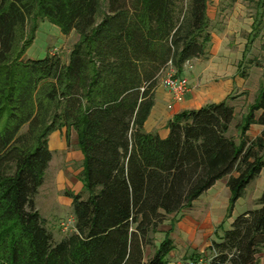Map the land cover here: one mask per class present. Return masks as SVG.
<instances>
[{"label":"trees","instance_id":"1","mask_svg":"<svg viewBox=\"0 0 264 264\" xmlns=\"http://www.w3.org/2000/svg\"><path fill=\"white\" fill-rule=\"evenodd\" d=\"M209 3L0 0V264H172L173 227L145 259L151 235L225 177L232 216L264 169V129L247 135L264 125V83L237 125L239 143L229 135L235 96L175 114L166 138L145 130L162 72L172 65L183 75L188 60L207 54ZM39 19L78 34L67 62L26 58ZM63 128L68 141L77 134L84 189L66 192L75 230L55 241L35 197L53 157L49 137ZM257 205L212 242V264H260L264 190Z\"/></svg>","mask_w":264,"mask_h":264},{"label":"rangeland","instance_id":"2","mask_svg":"<svg viewBox=\"0 0 264 264\" xmlns=\"http://www.w3.org/2000/svg\"><path fill=\"white\" fill-rule=\"evenodd\" d=\"M213 1L214 0H211L210 2V13L211 16H214V14L216 15L212 17L215 19H210L212 22L211 31H213L219 23H224L225 25H227V23L231 24L230 21L235 15L234 12H245L244 15L239 14L238 17L235 16L236 19L233 20H237L241 22V24H246L247 27L250 26L249 23L252 19L255 20L262 17V22L259 26V35L253 39L252 43L249 45L242 68L246 73L245 79L247 80L246 86L248 90H244V92L241 93H239V90L235 91L231 95L235 97L230 100L231 104L234 103L236 105L237 112L231 124L229 135L233 136L236 142L239 143L240 134L237 125L242 122V118L248 112L250 104H252L258 96L264 83V6L258 4L259 0H219V6L216 7L217 9L215 11L216 5H213ZM213 11H215V13ZM32 24L33 21L31 20L28 25V30H30ZM231 25L233 26V24ZM243 38L246 40L247 34L244 33ZM249 39L250 37H248V40ZM77 40L78 34L75 31L71 32L69 35H64L58 25L52 23L48 19H39L35 40L28 48L26 58H43L48 53H51L60 55L64 62H67ZM231 40L235 45L237 37L234 35L231 37ZM186 68L187 67L184 65V69ZM256 134V129L247 132L250 139L256 138L257 136L253 137ZM65 137L67 138L66 135ZM49 144L54 159L50 164L49 172L47 169L45 180L35 197V203L37 209L45 219L54 240L60 241L75 230L73 198L66 192H74L76 182L71 178L66 179L64 182L61 180L57 182L55 178L60 170L66 171V169L74 168L76 159L72 158L71 155L69 157L66 152L74 149L81 151V149L78 145L77 134L74 130L71 131L70 141L67 140L66 150H60L59 147H54V140H52L51 137ZM51 144L53 147H51ZM76 164L78 167H83V161H81V163L77 161ZM82 172L83 170L77 176L79 181L83 184L79 192H82L84 189V181L81 177L83 175ZM226 182L227 178L225 177L222 179V183L219 186H216V188L212 190L205 191L196 199L193 208L185 209L180 213L167 215L165 220L158 226L157 232L151 235L152 244L145 247V259L153 256L171 227H173L171 237L175 243L177 260L191 259L193 252H197L200 254V257L204 259L212 257L213 253L209 250L212 242L218 240L225 230L231 228L232 221L238 215L248 209H254L258 206L257 200L264 190V169L260 175L247 186L243 196L235 203L232 216L228 218L226 215L228 214L232 193L226 185ZM62 187H64V190H61ZM56 189L62 192L60 196H55L58 194ZM79 192L75 191L74 193ZM213 198L215 202H211ZM209 201L211 203H209ZM71 219H73L74 222L70 224L69 229L63 230L60 227L61 221L64 220L68 222ZM221 224L222 226H219ZM262 258H264V248L260 253V264H264Z\"/></svg>","mask_w":264,"mask_h":264},{"label":"crops","instance_id":"3","mask_svg":"<svg viewBox=\"0 0 264 264\" xmlns=\"http://www.w3.org/2000/svg\"><path fill=\"white\" fill-rule=\"evenodd\" d=\"M213 2V5H216L214 9L216 11V7L219 6V0H214ZM210 10L211 7L209 3V18L211 20L215 19L212 17H215L216 14H214V16H211ZM215 11L213 12L215 13ZM234 13L235 15L233 16V19H236L235 16L238 17L239 14L244 15L245 12ZM232 20L230 21V23L233 24V26L228 23L227 25H225L224 23L217 24L218 26L212 31V40L207 50V54L203 57L193 58L192 60H190L193 67L184 69L183 75H186L191 83V91L188 93L184 101H176L171 91L167 87L162 85L159 79V83L155 91V104L151 110L149 118L145 123V130L147 132H157L162 138H166L169 135L168 121L175 114L186 109H198L211 102L223 101L237 90H239V93L244 92V90H248V87L246 86L247 80L241 75V64L243 65L246 59V51L251 44V37L256 29V19H252V21L249 23V27H247L246 24H241V22L237 20H233V22ZM244 33L247 34L246 40L243 38ZM234 35L237 37L235 45L231 40V37ZM248 37H250L249 40ZM232 105L235 107L236 116V105L234 103H232ZM252 129H256L257 134L253 136L256 137L261 134L264 129V125L257 123L252 124L248 131ZM65 135L66 128L57 130L50 135L51 139L54 140V147H59L60 150L67 149V138L65 137ZM51 147H53L52 144ZM66 154H68L69 157L71 155L72 158L76 159L74 168L72 167L70 169H66V171L60 170L56 174L55 180L57 182L60 180L64 182L66 179L71 178L76 182L74 186L75 191L79 192L82 189L83 184L79 181L77 176L83 170V167H78L76 162L79 161L81 163V161L84 160L83 152L82 150L80 151L74 149L71 151H67ZM53 159L54 157H52V160ZM52 160L50 164L52 163ZM49 169L50 165L48 167V172ZM221 183L222 179L218 180L208 190L216 188V186H219ZM63 188L64 187H62L61 190H64ZM57 192L58 194H56L55 196H60V194L62 193L59 190H57ZM211 202H215V199H211ZM211 202L209 201V203ZM194 204L195 203H193V205ZM176 253V249H174L169 254L171 263L172 261L177 260ZM262 260L264 263V258H262Z\"/></svg>","mask_w":264,"mask_h":264},{"label":"built area","instance_id":"4","mask_svg":"<svg viewBox=\"0 0 264 264\" xmlns=\"http://www.w3.org/2000/svg\"><path fill=\"white\" fill-rule=\"evenodd\" d=\"M185 67L192 68L193 65L190 60H188L185 63ZM160 81L162 85L167 87L174 99L176 101H184L188 93L191 91V83L189 78L186 75H178L177 70L172 66L169 65L163 72L160 77ZM74 222L73 219H71L68 222H65L64 220L61 221L60 227L63 230L69 229L70 224ZM172 264H212L210 259H204L200 258L198 260L194 259H181L176 260L172 262Z\"/></svg>","mask_w":264,"mask_h":264}]
</instances>
